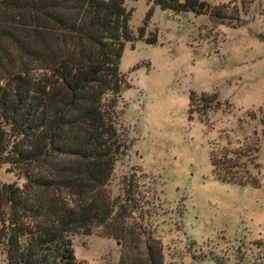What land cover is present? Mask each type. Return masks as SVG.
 I'll return each mask as SVG.
<instances>
[{
  "label": "trees",
  "instance_id": "1",
  "mask_svg": "<svg viewBox=\"0 0 264 264\" xmlns=\"http://www.w3.org/2000/svg\"><path fill=\"white\" fill-rule=\"evenodd\" d=\"M148 4L134 35L127 0H0V166L23 179L0 182V264H76L71 236L95 229L120 243L116 264H163L161 242L124 221L137 210L136 179L125 180L123 204L106 190L128 149L118 110L128 84L119 63L125 43H157L147 32L155 6L196 14L210 7ZM193 101L202 110L221 104L215 94L191 92L189 109ZM256 152L241 146L218 156L211 148L212 175L259 186Z\"/></svg>",
  "mask_w": 264,
  "mask_h": 264
},
{
  "label": "rangeland",
  "instance_id": "2",
  "mask_svg": "<svg viewBox=\"0 0 264 264\" xmlns=\"http://www.w3.org/2000/svg\"><path fill=\"white\" fill-rule=\"evenodd\" d=\"M201 1L210 7L203 14L155 6L147 32L157 43H125L119 70L128 87L118 110L128 149L106 190L123 204L125 180L136 179L137 210L124 221L161 242L163 264H264V0ZM127 5L136 35L148 0ZM191 92L221 104L189 109ZM241 146H257L259 186L212 175L211 148L219 156ZM0 182L23 179L2 165ZM71 243L76 264L119 261L120 243L98 229Z\"/></svg>",
  "mask_w": 264,
  "mask_h": 264
}]
</instances>
